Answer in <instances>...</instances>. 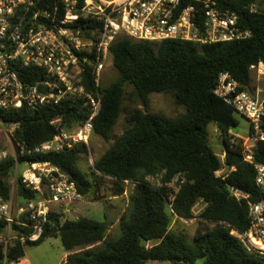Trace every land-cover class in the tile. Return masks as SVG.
<instances>
[{"label":"trees","instance_id":"16d2710c","mask_svg":"<svg viewBox=\"0 0 264 264\" xmlns=\"http://www.w3.org/2000/svg\"><path fill=\"white\" fill-rule=\"evenodd\" d=\"M223 10L237 14L240 25L251 31L246 39L200 44L169 39L161 42L135 40L121 36L113 41L110 54L120 77L108 86L98 87L102 108L94 120L93 132L107 141L122 112L127 84L135 87L145 110L135 109L127 117L128 128L98 158L89 176L79 167L88 146L78 143L62 151L34 156H19L22 164L51 162L68 172L79 190L88 195L96 186L109 179L113 195L125 192L126 180L135 184L130 210L119 220L120 234L109 237L110 222L86 216L62 219L53 212L46 231L59 235L66 257L64 264H146L150 260L173 264H264V256L250 252L231 231L249 229V202H258L262 191L256 184L254 164L244 161L240 145H232L230 131L238 125L234 108L214 93L221 73L229 72L243 86L250 84L251 66L264 61V0H213ZM193 0H185L183 6ZM255 4L256 9L251 10ZM84 30L98 28L90 20L79 19ZM98 31L93 36L97 39ZM20 76L35 82L46 77L36 67L20 70ZM89 91L96 89L90 65L83 72ZM169 92L184 114L169 117L149 111L150 94ZM83 102L64 101L39 110L27 107L0 113V123L16 125L13 133L17 144L27 148L54 139L60 128L82 125L88 116ZM59 120V123L57 122ZM216 123L222 136L228 168L235 167L226 177L216 171L222 167L220 156L209 144L208 126ZM264 129V123H263ZM255 163L264 165V141L253 152ZM9 157L0 161V195L9 201L12 186L9 177L18 163ZM26 168V166H24ZM161 176L159 184L148 177ZM178 178V189L171 184ZM21 204L39 195L28 188L22 176L16 181ZM230 187L248 197L241 200L231 194ZM203 202L200 218L216 223L201 226L193 239L171 228L172 215L195 217L194 207ZM201 221V222H203ZM8 222L0 219V264L25 258L27 245L19 237L31 231L13 224L6 242Z\"/></svg>","mask_w":264,"mask_h":264},{"label":"built area","instance_id":"2783aa9c","mask_svg":"<svg viewBox=\"0 0 264 264\" xmlns=\"http://www.w3.org/2000/svg\"><path fill=\"white\" fill-rule=\"evenodd\" d=\"M0 0V113L27 107L39 110L64 101L83 102L88 107L85 122L68 134L64 128L52 140L27 148L18 144L21 156H34L50 151H62L84 142L87 146L94 120L102 108V74L110 47L121 36L135 40L161 42L169 39L200 44L246 39L251 31L243 28L237 14L219 8L213 0ZM256 5L251 6L255 10ZM86 19L98 28L84 30L77 25ZM98 31L97 39L94 35ZM90 65L96 89L89 91L83 72ZM36 67L46 72L44 79L29 82L20 70ZM253 80L243 86L229 72L220 74L214 93L231 105L235 113L250 121L246 137L230 133L232 145H240L244 161L254 164L256 184L262 191L258 202H249V229L231 231L250 252L264 256V165L255 163L253 152L264 141V61L251 66ZM252 78V77H251ZM59 123V120L57 121ZM16 126V125H15ZM89 149V146H88ZM222 167L217 176L226 177L235 167L228 168L226 155H219ZM0 151V161L9 158ZM22 181L39 197L16 206L13 199L0 195V219L11 227L18 224L31 231L19 239L23 243L37 241L52 223L53 212L63 220L79 219L75 207L84 201L72 176L51 162L24 161ZM130 181L126 180V183ZM238 200L247 198L239 189L230 187ZM4 264H31L27 258Z\"/></svg>","mask_w":264,"mask_h":264},{"label":"rangeland","instance_id":"374dc122","mask_svg":"<svg viewBox=\"0 0 264 264\" xmlns=\"http://www.w3.org/2000/svg\"><path fill=\"white\" fill-rule=\"evenodd\" d=\"M120 77L119 71L115 68L112 62L111 56L108 58L101 79L102 86H108L113 81ZM253 85L256 84V75L253 71L251 74ZM135 109L145 110V107L140 100L135 87L131 84H127L125 88V95L123 99L122 112L119 119L112 131V139L110 141L105 140L101 136L95 134L93 131L89 138V151L88 154L83 156L79 162V167L91 175L92 167L95 161L100 158L110 147L114 138L123 134L128 128L127 117L129 113ZM149 111L160 113L169 117L180 116L185 113L184 106L179 105L175 101V97L169 92H154L150 94ZM238 120V125L233 127L230 133L236 134L239 137H246L250 131V121L243 117L241 114H235ZM77 127L65 128L68 134H73L77 131ZM16 129L15 125H3L0 123V151L7 150L10 157L19 159L20 149L18 144L14 141L13 133ZM208 140L211 147L218 155H222L224 143L222 141L221 132L216 123L212 122L208 126ZM24 163H18L15 166L14 172L9 177L12 186V198L16 206L22 205L21 199L17 194L16 181L18 177L24 171ZM148 181L153 184H159L161 176L148 177ZM178 178H176L171 186L178 189ZM135 184L129 182L125 186V192L122 195H113V182L107 179L100 188L96 186L93 188V192L85 195L84 201L75 207V211L82 216L93 218L100 221L110 222L108 236L117 237L120 234L119 220L121 216L128 213L130 210L131 195L134 192ZM203 202L197 203L194 207L195 217L191 219L179 218L172 215L171 228L179 233L185 234L188 238L193 239L197 230L201 226L214 227L216 223L206 222L200 218V213L204 207ZM203 221V222H201ZM3 239L0 238V241ZM6 237L4 241H8ZM3 241V240H2ZM66 257V251L64 249L62 239L59 235H50L44 238L38 244H30L26 246L25 258H27L31 264H64ZM146 264H173L169 261H157L150 260Z\"/></svg>","mask_w":264,"mask_h":264},{"label":"water","instance_id":"95a60500","mask_svg":"<svg viewBox=\"0 0 264 264\" xmlns=\"http://www.w3.org/2000/svg\"><path fill=\"white\" fill-rule=\"evenodd\" d=\"M24 165H26V163L24 162ZM50 234V231L46 232L45 235H44V238L48 237Z\"/></svg>","mask_w":264,"mask_h":264}]
</instances>
